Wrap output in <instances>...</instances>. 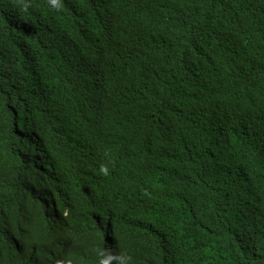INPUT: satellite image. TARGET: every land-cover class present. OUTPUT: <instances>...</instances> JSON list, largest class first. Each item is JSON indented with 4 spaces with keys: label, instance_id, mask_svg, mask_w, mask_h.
Wrapping results in <instances>:
<instances>
[{
    "label": "trees",
    "instance_id": "obj_1",
    "mask_svg": "<svg viewBox=\"0 0 264 264\" xmlns=\"http://www.w3.org/2000/svg\"><path fill=\"white\" fill-rule=\"evenodd\" d=\"M264 264V0H0V264Z\"/></svg>",
    "mask_w": 264,
    "mask_h": 264
},
{
    "label": "clouds",
    "instance_id": "obj_2",
    "mask_svg": "<svg viewBox=\"0 0 264 264\" xmlns=\"http://www.w3.org/2000/svg\"><path fill=\"white\" fill-rule=\"evenodd\" d=\"M53 3L55 4L56 3V0H53ZM111 259H112V257L109 256L108 258L103 259L101 261V264H109V261ZM117 259L119 260V264H131V257L128 256V255H126V254L117 257Z\"/></svg>",
    "mask_w": 264,
    "mask_h": 264
}]
</instances>
